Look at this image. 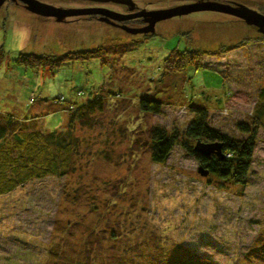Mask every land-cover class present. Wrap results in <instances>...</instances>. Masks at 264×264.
Listing matches in <instances>:
<instances>
[{
	"label": "rangeland",
	"instance_id": "374dc122",
	"mask_svg": "<svg viewBox=\"0 0 264 264\" xmlns=\"http://www.w3.org/2000/svg\"><path fill=\"white\" fill-rule=\"evenodd\" d=\"M37 1L121 15L200 1L264 11V0H131L133 10L98 0ZM20 5L6 1L0 7V45L5 50L0 113L36 120L44 132L72 131L78 143L73 173L34 180L0 196V264H43L49 246L63 237L68 243L58 264H77L86 244L95 250L89 264H106V258L119 264L125 252L139 255H131L134 262L143 263V257L149 260L146 264H155L160 253L185 250L208 264H264V255H257L264 254V127L257 132L245 188L221 187L213 178H203L199 162L178 146L164 164L153 163L149 149L154 128L185 129L191 112L182 105L195 97L193 102L207 109L212 127L239 137L236 124L264 104V44L232 49L254 36V29L237 17L205 11L166 19L157 22L153 32L130 36L121 28L145 29L143 17L109 24L95 14L57 22ZM13 25L29 30L22 49L9 47ZM251 26L264 32V27ZM149 33L155 36L135 38ZM98 47L108 51L105 63L90 59L55 69H26L14 62L21 54L61 56ZM221 47L231 50L219 58L204 56ZM192 48L204 53L201 70L189 65L183 75L162 77V62L173 49ZM100 92L104 107L91 114L89 125L82 127L70 118V103L80 107ZM141 98L161 101L160 113L143 114L138 108Z\"/></svg>",
	"mask_w": 264,
	"mask_h": 264
},
{
	"label": "trees",
	"instance_id": "16d2710c",
	"mask_svg": "<svg viewBox=\"0 0 264 264\" xmlns=\"http://www.w3.org/2000/svg\"><path fill=\"white\" fill-rule=\"evenodd\" d=\"M221 1L223 3H232L233 0ZM253 11L257 12L256 10ZM260 13L263 15L264 11H260ZM239 22L244 23L242 20H239ZM247 27L254 29V36L243 38L236 45H233L232 49H243L249 43L264 44V32L251 25H247ZM154 36L155 34L151 33L138 34L135 38L145 41ZM135 38L132 42L135 41ZM230 50L231 48L221 47L218 52H207V55L204 56L219 58ZM104 52H108L107 49L98 47L94 50L70 51L63 53L61 56L21 54L14 62L26 69H55L73 61L98 59L105 63L103 60ZM203 54V51L199 48L183 51L173 49L162 62V77L166 74L183 75L189 65H193L196 71L201 70L203 67L200 64V58ZM4 59L5 50L4 45L1 44L0 63ZM221 79L222 81L224 80L225 88H227L228 84L225 81V77L221 76ZM101 93L93 97L92 100L86 101L80 107L70 103L67 107L70 118L80 123L82 127L83 125H89L91 114L97 110H103V101L105 99ZM80 94L78 92L76 96L80 97ZM225 95H230V93L225 92ZM57 99H61L60 104L64 102L63 97ZM194 100H196V97L182 105L183 109L191 112V118L185 129L167 131L162 128H154L151 130L149 149L152 162L164 164L172 150L178 146L198 161L199 168L208 172L206 177L213 178L220 184L219 186L223 187L225 184L242 188L247 187V177L253 159L254 148L257 144V132L258 129L264 127V104L262 103L252 109L250 119L236 124V131L239 137H232L212 127L209 123L207 109L197 106L193 102ZM161 107V101L156 99L141 98L138 101V108L143 114H159ZM77 139L72 131L44 132L36 127V120H18L9 114L0 113V196L12 193L34 180L46 177L61 179L69 173H73L72 158L77 150ZM197 144H219L220 150L218 155L215 153L203 156L194 151ZM65 229H67V226ZM110 236L112 237L113 234ZM67 243L68 240L64 239V237L63 239L59 238L58 242L54 243L53 246H49L47 256H45L47 262L44 260L45 257L39 261L43 264H58V261H63L61 259L63 258V252H65L63 246H66ZM83 247L85 249L79 253L77 264H89L88 257L92 258L95 251L93 245L86 244ZM96 247L98 248V244ZM131 255L134 256L133 254ZM131 255L129 256L125 252V258H118L119 264H146V261H149L141 257L143 263L141 260L134 262V259L139 255L135 254V258H132ZM159 255L160 257L157 258V263L155 264H208L207 260L196 257L188 250L179 254L160 253ZM257 255L263 256L264 254ZM115 256H117V253L113 254L114 258ZM106 259L108 260L107 263L111 264V261H109L111 259Z\"/></svg>",
	"mask_w": 264,
	"mask_h": 264
},
{
	"label": "water",
	"instance_id": "95a60500",
	"mask_svg": "<svg viewBox=\"0 0 264 264\" xmlns=\"http://www.w3.org/2000/svg\"><path fill=\"white\" fill-rule=\"evenodd\" d=\"M10 1L15 4L21 3L23 8L31 14L38 15L42 18H52L57 22L64 21L65 18L81 17L86 15H99L100 21L111 24L113 21H126L128 19L143 17L144 21L148 23L147 28L145 29H129L122 27L121 29L128 32L130 35L137 33H146L153 32L154 26L157 22L164 21L166 19L186 16L191 13L196 12H217L222 14H227L230 16L237 17L242 20L247 25H255L257 27H264V16L259 14L251 9H248L242 5L232 6L229 4H222L216 1H206V2H196L194 4L183 5L168 10L158 11V12H137L130 15H121L106 9L99 8H84V9H64L54 7L48 4L38 2L37 0H0V7L6 2ZM101 3H115L120 5H125L128 7V10L134 9V4L131 0H98ZM262 31V29H260ZM220 145L219 144H197L194 148L196 153H199L203 156H209L212 154L219 153ZM198 173L202 177H206L208 172L203 171L201 168L198 169Z\"/></svg>",
	"mask_w": 264,
	"mask_h": 264
},
{
	"label": "clouds",
	"instance_id": "9594fccd",
	"mask_svg": "<svg viewBox=\"0 0 264 264\" xmlns=\"http://www.w3.org/2000/svg\"><path fill=\"white\" fill-rule=\"evenodd\" d=\"M29 38V30L26 27L13 25L8 33L9 47L12 49H22Z\"/></svg>",
	"mask_w": 264,
	"mask_h": 264
}]
</instances>
